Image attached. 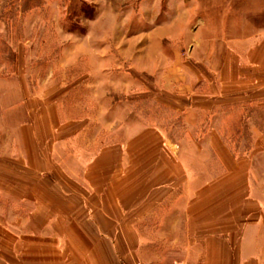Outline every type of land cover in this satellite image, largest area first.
<instances>
[{"label":"crops","instance_id":"0c3cea01","mask_svg":"<svg viewBox=\"0 0 264 264\" xmlns=\"http://www.w3.org/2000/svg\"><path fill=\"white\" fill-rule=\"evenodd\" d=\"M250 7L253 17L258 0ZM219 44L202 52L222 57V90L240 87V73L264 55V32ZM244 95L195 101L181 114L188 126L179 143L162 125L137 120L125 124L137 132L130 145L105 143L86 158L92 145L48 144L55 128L45 120L56 113L36 111L35 95L1 94V110L25 106L31 122L14 133L21 149L0 152V264H264V126L241 128L264 111H253L259 97ZM182 151L203 158L182 160Z\"/></svg>","mask_w":264,"mask_h":264},{"label":"rangeland","instance_id":"374dc122","mask_svg":"<svg viewBox=\"0 0 264 264\" xmlns=\"http://www.w3.org/2000/svg\"><path fill=\"white\" fill-rule=\"evenodd\" d=\"M250 2L0 0V81L11 78L13 83L12 87L0 86V95L16 91L20 97L26 90L35 95L36 111L45 106L48 113H56L55 121L50 116L45 120L47 127L55 128L48 144L67 139L72 150L92 145L82 153L86 158L105 143L130 145L128 140L137 132L128 135L125 124L137 120L162 125L168 138L179 143L188 126L181 114L195 101L201 105L220 92L245 94L260 98L253 111H264V55L240 73L236 81L240 87L222 90V57L202 52L219 47L222 38L264 32V0H258L253 17ZM243 58L240 62L248 63ZM12 101L5 98L4 106ZM190 121L192 127L198 119L194 116ZM30 122L25 106L6 113L0 109L2 155L21 149V136L14 133L19 134L22 125ZM243 123L241 128L247 132L248 125L264 126V120L256 118ZM62 127H83L84 132L59 134L56 128ZM199 134L193 137L202 139L204 132ZM233 152L243 154L239 149ZM180 153L182 160L203 158ZM210 158H216L213 149Z\"/></svg>","mask_w":264,"mask_h":264},{"label":"built area","instance_id":"2783aa9c","mask_svg":"<svg viewBox=\"0 0 264 264\" xmlns=\"http://www.w3.org/2000/svg\"><path fill=\"white\" fill-rule=\"evenodd\" d=\"M135 264H146L144 261L138 260Z\"/></svg>","mask_w":264,"mask_h":264}]
</instances>
